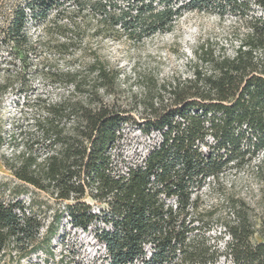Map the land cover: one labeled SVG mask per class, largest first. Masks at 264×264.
<instances>
[{
    "label": "trees",
    "instance_id": "1",
    "mask_svg": "<svg viewBox=\"0 0 264 264\" xmlns=\"http://www.w3.org/2000/svg\"><path fill=\"white\" fill-rule=\"evenodd\" d=\"M247 3L0 0V48L22 64L37 46L50 45L32 40L30 25L48 31L66 19L58 26L66 37L65 30L79 28L80 17L94 36L140 42L169 30L184 10L244 17ZM254 4L264 12V0ZM52 45L62 51L69 43ZM202 62L207 70H195L143 103L146 114L136 124L150 143L137 160L120 152L129 117L99 94L113 93L117 74L95 57L61 74L76 96L41 100L34 133L4 159L16 179L66 202L58 221L65 214L72 227L92 230L106 264H264V211L227 198L216 220L220 230L196 213L207 181L264 153V16L251 18L233 56L203 54ZM46 74L52 82L61 76ZM43 228L21 200H0V264H20L38 253L44 258L34 264H47L55 229Z\"/></svg>",
    "mask_w": 264,
    "mask_h": 264
},
{
    "label": "rangeland",
    "instance_id": "2",
    "mask_svg": "<svg viewBox=\"0 0 264 264\" xmlns=\"http://www.w3.org/2000/svg\"><path fill=\"white\" fill-rule=\"evenodd\" d=\"M247 1V15L244 17L184 10L169 30L155 33L140 42L94 36L87 31V21L82 22L78 17L79 28L66 31L63 27L66 37L60 35L62 30L58 27L65 24L66 19L57 20L52 27L49 25L51 29L48 31L42 26L30 25L32 40L47 41L50 45L37 46L25 63L18 60L13 63V58L0 48V200H21L43 222L42 231L46 226L55 229L48 247L52 257L47 264L106 263L104 248L92 230L72 227L65 214L58 221L66 202L19 181L4 165V159L20 150L23 137L34 133L31 126L41 100L54 101L64 96L74 98L72 86L66 84L61 74L67 69L84 67L94 57L98 58L117 74L113 93L100 91V97L108 104H115L129 117L128 124L122 129L120 152L128 160H137L150 143L136 124L146 114L143 103L158 94H166L165 90L175 82L193 77L195 70H207L202 62L203 54L204 57L233 56L248 32L251 18L264 16L254 0ZM57 42H67L69 46L58 51L52 47ZM48 71L61 76L52 82L47 77ZM17 72L20 75L16 77ZM263 158L262 152L240 164L232 163L218 177L207 181L198 193L197 216L212 222L214 229L220 230L216 220L225 214L224 201L230 197L244 199L261 214L264 211L261 204ZM84 201L95 206L87 196ZM43 258L44 254L38 253L23 259L20 264L41 263Z\"/></svg>",
    "mask_w": 264,
    "mask_h": 264
}]
</instances>
